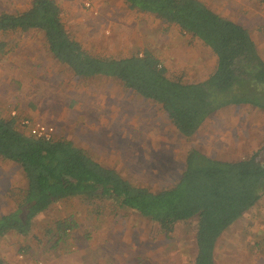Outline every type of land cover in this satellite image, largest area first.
Returning <instances> with one entry per match:
<instances>
[{"label": "rangeland", "instance_id": "obj_1", "mask_svg": "<svg viewBox=\"0 0 264 264\" xmlns=\"http://www.w3.org/2000/svg\"><path fill=\"white\" fill-rule=\"evenodd\" d=\"M56 1L70 34L94 55L123 58L149 52L161 61L170 78L185 83L199 82L216 69V56L200 41L181 35L178 28L154 16L130 13L122 1ZM86 1L92 3V10L85 7ZM220 1L211 0L216 5L211 9L242 22L264 59V0H237L243 4L223 0L236 7L233 11L224 5L219 7ZM31 2L0 0V13L24 11ZM5 41L8 47L0 54L2 116L16 118L18 124L28 119L53 126V139L72 141L134 185L153 191L172 187L185 169L188 151L194 147L211 158L236 162L264 146L262 110L250 106L221 109L195 137L185 139L157 105L125 89L119 81L75 77L49 53L42 32L9 34ZM17 171L15 176L19 175ZM67 220L74 221L76 227L60 240L56 225ZM228 232L245 234L241 245L246 247V258L261 261L264 197ZM196 234L197 218L179 223L170 238L138 212L118 209L111 202L87 203L71 198L39 216L29 236L14 234L9 242L17 244L18 249L23 243L30 246L35 264L43 263L42 258L55 264H173L182 260L178 256L183 254L196 259ZM183 238L194 243H189L186 251L180 248L175 256L173 252ZM16 251L21 258V250ZM24 259L21 262L26 264Z\"/></svg>", "mask_w": 264, "mask_h": 264}, {"label": "trees", "instance_id": "obj_2", "mask_svg": "<svg viewBox=\"0 0 264 264\" xmlns=\"http://www.w3.org/2000/svg\"><path fill=\"white\" fill-rule=\"evenodd\" d=\"M133 13L154 16L183 36L200 41L217 58L206 80L172 79L153 54L125 58L97 56L68 31L56 0H32L24 11L0 13V54L6 36L33 30L44 34L53 58L75 77L118 80L127 90L160 106L176 130L194 137L221 109L250 106L264 111V59L250 31L202 0H120ZM16 118L0 112V158L19 165L27 188L17 208L0 217V238L10 232L27 236L36 219L71 198L111 202L138 212L171 236L179 223L197 218L195 264H215L219 238L264 197V146L248 158L221 161L192 149L179 181L152 191L106 168L72 142L37 139L24 133ZM72 220L56 225L60 240L75 229Z\"/></svg>", "mask_w": 264, "mask_h": 264}, {"label": "crops", "instance_id": "obj_3", "mask_svg": "<svg viewBox=\"0 0 264 264\" xmlns=\"http://www.w3.org/2000/svg\"><path fill=\"white\" fill-rule=\"evenodd\" d=\"M120 1V0H118ZM204 1L205 3H209L208 7H210L211 5L213 6V3H211V0H202ZM237 1V0H236ZM213 2V1H212ZM222 2V3H221ZM238 2V1H237ZM216 3V2H214ZM240 4H243L242 2H238ZM123 5L125 6V4L123 3ZM221 5H224L225 8L229 7V10H234L236 9V7L233 5V4H229L227 1H223L221 0L220 1V4H219V7ZM126 7V6H125ZM213 7H216V5H214ZM238 7V6H237ZM127 8V7H126ZM212 8V7H210ZM224 8V7H223ZM128 9V8H127ZM129 10V9H128ZM130 11V10H129ZM245 11H247V6H246V9ZM130 13H133L130 11ZM233 20V19H231ZM234 21V20H233ZM236 23L240 24V25H243L242 22L240 21H236ZM115 58V57H114ZM125 58V57H123ZM98 79V78H96ZM207 78L199 81V82H202L204 80H206ZM91 80V79H90ZM115 80V79H114ZM118 81V80H117ZM121 83V82H120ZM198 83V82H196ZM122 84V83H121ZM123 86V84H122ZM124 87V86H123ZM125 88V87H124ZM126 89V88H125ZM130 92H133L131 90H129ZM134 93V92H133ZM136 94V93H134ZM138 95V94H136ZM139 97H141L140 95H138ZM143 98V97H142ZM144 99V98H143ZM146 100V99H145ZM146 101H150V100H146ZM152 102V101H150ZM154 103V102H152ZM155 105H157L156 103H154ZM159 108L160 106L157 105ZM161 109V108H160ZM162 111V110H161ZM163 112V111H162ZM163 114L167 117V115L163 112ZM167 119L170 121V119L167 117ZM208 121V120H207ZM206 121V123H207ZM171 122V121H170ZM172 124V122H171ZM205 125V124H204ZM203 125V126H204ZM172 126L174 127V125L172 124ZM202 126V128H203ZM175 128V127H174ZM201 128V129H202ZM176 129V128H175ZM200 129V130H201ZM199 130V131H200ZM177 131V130H176ZM198 131V133H199ZM177 133L179 135H181L178 131ZM197 135V134H196ZM195 135V136H196ZM194 136V137H195ZM181 137H183L181 135ZM185 138V137H183ZM186 139V138H185ZM191 139V138H190ZM62 140H66V139H62ZM67 141H70V140H67ZM72 142V141H70ZM73 143V142H72ZM74 144V143H73ZM75 145V144H74ZM76 146V145H75ZM77 147V146H76ZM79 148V147H78ZM195 148V147H194ZM193 148V149H194ZM196 150H198L197 148H195ZM83 150V149H82ZM192 149H190L188 151V153L191 151ZM199 151V150H198ZM188 153L186 155V160H187V156H188ZM89 155V154H88ZM206 155V154H205ZM91 158H93L95 161H97L98 163H100L101 165H103L104 167L106 168H110V169H113L115 171H117L116 169L112 168V167H109V166H106L104 165L103 163H101L100 161H98L97 159H95L94 157H92L91 155H89ZM1 159V158H0ZM2 160V159H1ZM4 161V160H2ZM14 164V163H13ZM185 167H186V162H185ZM18 169V173L19 175L18 176H15V171ZM184 171V170H183ZM182 171V173H183ZM119 174H121L119 171H117ZM17 173V174H18ZM181 173V175H182ZM16 174V175H17ZM180 175V177H181ZM179 177V179H180ZM178 179V181H179ZM177 181V182H178ZM176 182V183H177ZM175 183V184H176ZM138 186V185H137ZM174 186V185H173ZM172 186V187H173ZM142 187V186H140ZM27 188V180H26V177H25V174L22 170V168L17 165V164H14L13 166L12 165H7V164H2L0 162V217L4 216V215H7L11 212H13V210L16 209L17 207V204L21 202V200L23 199V195L25 193V189ZM147 188V187H145ZM171 188V187H169ZM167 189V188H166ZM163 190V189H162ZM153 191V190H152ZM157 192V191H155ZM56 205V204H55ZM54 206V205H53ZM52 206V207H53ZM51 207V208H52ZM48 212V211H46ZM44 212V213H46ZM44 213H42L41 215H43ZM40 215V216H41ZM37 220V219H36ZM235 225V224H234ZM233 225V226H234ZM232 226V227H233ZM231 227V228H232ZM230 228V229H231ZM229 229V230H230ZM228 230V231H229ZM225 232L218 240L217 242V245H216V248H215V251H214V261H215V264H264V258H260L261 261H252L248 258H246V254H247V250L241 245V242L244 240V235L245 234H241L240 236V232L239 233H233V232ZM14 234L17 235V236H21L19 235L18 233L16 232H10L9 234H7L6 236L4 237H1L0 238V264H23L21 262V260L23 261L24 258H26V264H35V260L33 257H31V254L29 249H30V246H27L25 245V243H23L24 245H22L21 248L18 249V245L17 244H13L11 242H9V238H11V235H12V238H14ZM31 233H29L27 236H29ZM175 234V232L171 235V236H168V237H172L173 235ZM10 236V237H8ZM27 236H21V237H27ZM8 237V238H7ZM8 241V242H7ZM29 242V241H27ZM174 242V240H173ZM189 243L192 245L194 242L192 239H188V238H183L179 241V245H178V249L175 250L173 253L174 255L176 256V254L178 253L179 249L182 248V251H186L187 250V246L189 245ZM257 244V243H255ZM254 244V245H255ZM10 245V246H9ZM9 249H8V248ZM255 248H259V251L262 252V250L260 249L259 245H255ZM18 250L20 252L21 250V253L23 254V256H21V258H19L18 256V253L17 251ZM254 251H252L253 253ZM28 253V254H27ZM249 253V252H248ZM63 254V253H62ZM179 258H181L182 260H177L176 263H173V264H195L194 262V258L192 259H189L190 257L192 256H187L185 254L181 255V256H178ZM232 259L234 260L232 262ZM25 260V259H24ZM43 260V263L44 264H55V262H48L46 258H42ZM41 262V264H43ZM38 264V262H37Z\"/></svg>", "mask_w": 264, "mask_h": 264}, {"label": "built area", "instance_id": "obj_4", "mask_svg": "<svg viewBox=\"0 0 264 264\" xmlns=\"http://www.w3.org/2000/svg\"><path fill=\"white\" fill-rule=\"evenodd\" d=\"M238 1H243V0H238ZM84 5L89 10L93 9V5L90 1H86ZM12 116L16 117L17 113L13 111ZM19 125L24 130H27L30 136H33L37 139H43V140L50 141V140H53L55 133H56V129L53 126L45 125L41 123H33L28 119L20 121Z\"/></svg>", "mask_w": 264, "mask_h": 264}]
</instances>
